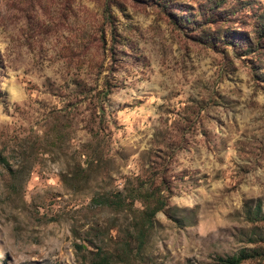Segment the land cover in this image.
<instances>
[{"label": "rangeland", "instance_id": "1", "mask_svg": "<svg viewBox=\"0 0 264 264\" xmlns=\"http://www.w3.org/2000/svg\"><path fill=\"white\" fill-rule=\"evenodd\" d=\"M243 248L264 264V0H0V264Z\"/></svg>", "mask_w": 264, "mask_h": 264}, {"label": "trees", "instance_id": "2", "mask_svg": "<svg viewBox=\"0 0 264 264\" xmlns=\"http://www.w3.org/2000/svg\"><path fill=\"white\" fill-rule=\"evenodd\" d=\"M257 209L259 210V207H257ZM254 255V252L250 251L249 249L243 248L233 255H229L226 257L220 256L218 257V260L221 264H240L242 261L249 259Z\"/></svg>", "mask_w": 264, "mask_h": 264}]
</instances>
